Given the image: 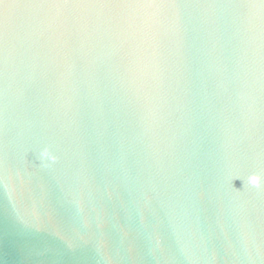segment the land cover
<instances>
[{"label": "clouds", "instance_id": "clouds-1", "mask_svg": "<svg viewBox=\"0 0 264 264\" xmlns=\"http://www.w3.org/2000/svg\"><path fill=\"white\" fill-rule=\"evenodd\" d=\"M191 23L209 34L226 25L234 42L228 64H210L213 92L203 98L219 102L223 167L244 185L228 199L240 239L225 264H264V0H0V187L21 223L36 226L16 211L33 164L51 172L82 155V98L111 96L157 153L179 141L192 104ZM33 88L35 113L23 107ZM96 250L105 264L123 259ZM179 252L186 264H218L191 232ZM149 254L169 259L158 237Z\"/></svg>", "mask_w": 264, "mask_h": 264}, {"label": "water", "instance_id": "water-1", "mask_svg": "<svg viewBox=\"0 0 264 264\" xmlns=\"http://www.w3.org/2000/svg\"><path fill=\"white\" fill-rule=\"evenodd\" d=\"M233 44L226 25L209 34L189 24L184 50L190 117L166 152L154 151L138 121L111 96L102 104L82 98V155L51 172L33 164L18 188L16 211L36 226L17 219L0 187V264H105L98 244L123 257L117 264H158L149 254L156 237L167 264H186L179 248L189 232L225 264L240 239L228 199L244 185L223 167L219 102L213 100V108L203 98L213 92L210 64H228ZM25 97L23 107L35 113L38 91Z\"/></svg>", "mask_w": 264, "mask_h": 264}]
</instances>
